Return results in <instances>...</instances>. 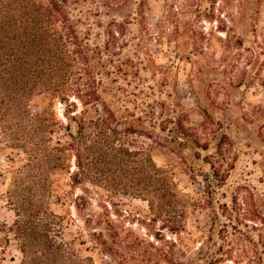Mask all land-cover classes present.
Returning <instances> with one entry per match:
<instances>
[{"label": "rangeland", "instance_id": "obj_1", "mask_svg": "<svg viewBox=\"0 0 264 264\" xmlns=\"http://www.w3.org/2000/svg\"><path fill=\"white\" fill-rule=\"evenodd\" d=\"M83 5L82 31L90 30L94 43L104 47L111 29L121 31L114 60L125 84L149 88V104L160 118L186 116L209 149L161 146L155 137L140 140L157 166L173 168L178 190L195 206L179 234L154 222L139 200L107 203L112 227L87 226L86 218L95 221L104 214L101 192L79 212L75 200L82 191L72 187L68 171L54 173L52 209L64 219L63 242L95 264H264V226L251 218L264 210V0H87ZM52 106L65 122L64 106L48 94L33 97L29 105L33 114ZM172 127L158 135L170 137ZM224 133L231 169L208 204L204 186L211 167L205 159ZM17 154L0 152V264L22 260L3 232L15 219L3 195L10 172L20 165ZM95 230L103 231L116 259L96 244Z\"/></svg>", "mask_w": 264, "mask_h": 264}, {"label": "trees", "instance_id": "obj_2", "mask_svg": "<svg viewBox=\"0 0 264 264\" xmlns=\"http://www.w3.org/2000/svg\"><path fill=\"white\" fill-rule=\"evenodd\" d=\"M86 1L0 0V152L20 159L3 195L15 219L3 232L22 254L20 264H95L63 242L64 219L52 209L56 172L68 171L72 187L82 191L75 200L79 212L101 192L104 214L86 218L87 226L112 227L106 205L116 199L146 203L153 221L173 234L184 232L195 211L178 190L173 168L157 166L140 140L202 150L208 143L186 116L160 118L149 104V88L125 84L114 60L121 31L111 29L104 47L94 43L90 30L82 31ZM41 94L64 106L65 122L53 106L31 112V100ZM171 124L170 137L158 135ZM219 136L215 153L205 159L211 167L204 186L208 204L231 169L228 136ZM263 212L251 218L264 226ZM93 237L104 254L117 258L103 231Z\"/></svg>", "mask_w": 264, "mask_h": 264}]
</instances>
